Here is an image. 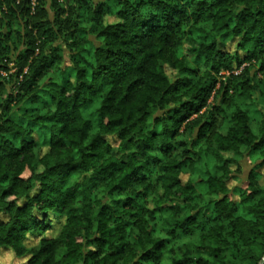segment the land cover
Returning a JSON list of instances; mask_svg holds the SVG:
<instances>
[{
  "label": "clouds",
  "instance_id": "obj_1",
  "mask_svg": "<svg viewBox=\"0 0 264 264\" xmlns=\"http://www.w3.org/2000/svg\"><path fill=\"white\" fill-rule=\"evenodd\" d=\"M0 264H264V0H0Z\"/></svg>",
  "mask_w": 264,
  "mask_h": 264
}]
</instances>
